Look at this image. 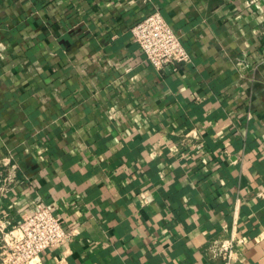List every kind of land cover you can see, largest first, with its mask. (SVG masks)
Listing matches in <instances>:
<instances>
[{
  "label": "crops",
  "instance_id": "crops-1",
  "mask_svg": "<svg viewBox=\"0 0 264 264\" xmlns=\"http://www.w3.org/2000/svg\"><path fill=\"white\" fill-rule=\"evenodd\" d=\"M153 11L189 62L133 42ZM4 158L6 228L46 207L78 233L42 264H223L231 238L264 264V0H0Z\"/></svg>",
  "mask_w": 264,
  "mask_h": 264
},
{
  "label": "built area",
  "instance_id": "built-area-1",
  "mask_svg": "<svg viewBox=\"0 0 264 264\" xmlns=\"http://www.w3.org/2000/svg\"><path fill=\"white\" fill-rule=\"evenodd\" d=\"M133 42L146 60L156 69L189 62V54L170 25L157 12L144 15L132 28ZM7 176L0 177V192L11 190L15 185V165L10 158L0 161ZM78 234L76 230L66 232L63 223L48 208L39 207L11 228H6L0 219V264H42V253L59 247ZM243 238L215 241L209 251L223 264H232L236 250L243 245ZM60 264H65L61 261Z\"/></svg>",
  "mask_w": 264,
  "mask_h": 264
}]
</instances>
